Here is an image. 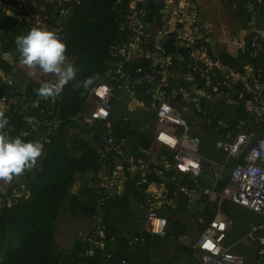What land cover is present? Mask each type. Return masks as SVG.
<instances>
[{"label":"built area","instance_id":"built-area-1","mask_svg":"<svg viewBox=\"0 0 264 264\" xmlns=\"http://www.w3.org/2000/svg\"><path fill=\"white\" fill-rule=\"evenodd\" d=\"M131 1L136 11L128 13L121 28L122 37L109 49L112 61L91 91L94 99L93 110L85 119L75 118L86 126L89 136L97 139L100 145L99 164L101 167H107L112 159H116L126 172L137 169L139 174L135 184L139 189H143L146 180L153 179L171 186L173 198L197 195L213 201L226 199L245 211L264 218V130H252L244 123H237L236 133L233 136L227 134L225 137L226 160L211 161L200 155L199 139L190 135L188 122L166 98L173 94L172 87L177 89L173 95L175 98L185 97L186 80L223 96L234 95L237 101L246 104L251 110L264 112V0H253V9L246 8L244 17L248 18L251 14L259 15L262 29L246 30L242 49L245 63L231 75L223 73L220 60H214L212 63L204 60L208 54V47L203 39L190 42L186 54L173 60L169 74L155 60L146 66L142 65V56H156L159 51L155 38L147 27L146 9L153 6L162 16L167 4L172 0ZM33 8L27 14H23L24 34L33 28L44 26L52 19V16L42 18ZM20 9L21 6L18 5L16 7L18 13ZM186 12L188 10L185 7L178 9V14L183 16ZM190 20L200 33L204 31L193 13ZM0 81L6 86L13 85L12 77H1ZM250 81L252 83H249ZM117 91L139 93L144 97V103L154 113L160 128L162 127L156 134L157 139L177 152L173 169L178 174L191 177L192 182L184 183L175 176H169L165 165L159 160L144 163L138 156L129 152L126 141L107 126L111 102ZM56 102L53 107L40 112L39 120H28L31 126L28 134L34 135L36 141L41 144L49 143L52 130L59 125L54 111L57 107ZM37 103L32 102L30 106H36ZM6 106L1 105L0 110H4ZM42 119H45L44 123L40 122ZM206 124H209V121ZM175 128L179 130L178 135L174 133ZM200 176L207 177L210 185L199 186L196 179ZM220 182H224L221 187ZM111 201L109 198H99L96 201L93 218L97 224L86 239L91 243L101 242L104 236L106 231L104 221ZM142 204L146 212L149 234L165 237L167 220L154 210L148 196L142 198ZM229 227L228 221L213 218L193 243L192 250L195 251V256L192 261L184 264H244L242 258L224 247ZM256 229L252 227L251 231L254 232ZM125 239L130 248H141L145 243L139 236L130 235ZM109 241L114 242V238ZM258 242L263 245L264 236L259 237ZM102 244L103 242L100 245L103 246ZM109 258L111 255L108 254L106 259ZM120 264L127 263L121 260Z\"/></svg>","mask_w":264,"mask_h":264},{"label":"crops","instance_id":"crops-1","mask_svg":"<svg viewBox=\"0 0 264 264\" xmlns=\"http://www.w3.org/2000/svg\"><path fill=\"white\" fill-rule=\"evenodd\" d=\"M252 2L253 0L170 1L159 19L160 22L153 21L147 26L155 38L159 51L156 56H142L143 61L151 62L155 60L169 74L172 70L173 60L181 55L186 47H189L190 42L203 39L208 47V54L204 60L207 63L220 60L223 73L225 75L234 74L245 63L242 51L244 33L248 28L262 29V27L257 28L253 23L252 17L255 14H251L248 18L244 17L248 4ZM181 7L188 10L184 16L178 14V9ZM135 8L133 2L130 3L129 12L136 11ZM192 13L203 26L204 31L202 33L192 25L190 20ZM123 24L124 22L121 24L120 29ZM169 39H173L175 42V53L173 55L166 53L163 48ZM162 51L165 52V56L161 55ZM73 61V58H67L66 63L72 65ZM15 72L14 77L25 76L39 86H42L43 83L52 85L57 83V77L54 74H44L38 69H29L20 60L15 65ZM184 83L187 93L185 97L178 96L183 101V107L178 112L188 122L190 135L199 139V150L204 139L212 143V152L206 151L202 146L203 154L200 152L202 157L215 162H224L226 160L227 141L219 136L217 128L205 126V120L203 119L205 116L202 111L211 102L217 103L216 108L219 109L223 102L228 103L230 101L223 95L217 94L200 84L189 83L186 80ZM171 90L173 94L166 97L168 102L175 98L173 95L177 91L175 87H172ZM91 91L79 114L82 119L88 117L94 107ZM126 93H130L131 98ZM127 107H132L131 113L125 111ZM148 111L150 112V109L144 103L141 94L117 91L111 102L107 126L111 128L118 124L129 123L141 128L140 132L142 134L140 137L153 138L159 132L160 126L156 123L154 113L151 111L152 113L149 114ZM70 125L66 126V134L68 131H73L74 135L72 139H67V136H65L67 146L71 144L73 139H81L89 147L96 150L98 154L100 153V145L91 136L85 134L81 128H70ZM80 125L76 126L81 127ZM131 141L134 143L131 152L134 155L137 154L144 163L159 160L164 164V161L154 155H148L149 153L139 150L138 144L134 140ZM42 145L43 152L37 162L45 157L47 151V144ZM70 154L76 158L81 157L79 150H73ZM164 165L167 172H173V168L169 169L166 164ZM33 167L26 168L21 175L14 176L11 180L0 179V195L5 194L12 187H19L21 191L24 190L25 177ZM138 174L137 169L130 172L124 171L119 162L112 159L107 167H101L94 172H76L73 175L69 197L78 195L84 186H88L92 189H101L105 195L114 201V205L108 212L107 222L110 235L106 243L101 246L105 247V251L102 253L100 264H107L106 256L109 253L120 254L125 258L133 259L135 264H143L140 262V258L144 255L146 259L157 264H184L190 262L195 256V251L192 250L194 241L213 218L224 219L230 223L224 240L226 249L242 258L244 264H264V247H262L264 244L258 242V238L264 236V218L262 216L245 211L226 199L213 201L197 195L173 198L169 188L155 180L147 182L143 189H139L135 184ZM179 180L184 183L193 181L189 176L179 178ZM196 182L201 187L210 185L209 179L205 176H200L196 179ZM144 196L150 198L154 210L167 220L166 237H156L149 234L146 212L142 204ZM178 200L180 201L178 202ZM67 207V203L60 206L53 224L54 250L60 254H70L77 242H85L97 224L93 217L83 218L70 214ZM252 227H256V231L252 232ZM144 233L153 237L151 242L148 243L149 247L145 253L138 251L137 248L129 247L127 249L120 241L125 235ZM111 238H114V242L109 241Z\"/></svg>","mask_w":264,"mask_h":264},{"label":"trees","instance_id":"trees-1","mask_svg":"<svg viewBox=\"0 0 264 264\" xmlns=\"http://www.w3.org/2000/svg\"><path fill=\"white\" fill-rule=\"evenodd\" d=\"M130 3L131 0H0V79L12 77L13 80L12 86H6L0 81V106L7 105L0 112H3L9 121L6 132L10 137H20L25 142H37L34 135L28 134L31 131L28 120H39L40 112L53 107L55 101L58 105L54 111L59 121L54 135L50 136L45 157L26 175L24 190L12 187L5 194L0 195V264H100L101 262L105 247H101L100 244L106 243L110 235L107 222L109 214L104 221L106 231L101 242L91 243L88 240L77 242L70 254H60L54 250L53 224L63 203L68 204L67 209L70 214L91 218L96 212L97 199L109 198L101 189H92L88 186H84L78 195L69 197L74 173L94 172L99 170L101 165L100 153L89 147L84 140L73 139L72 147L68 149L65 129L72 122L80 123L75 118L79 117L90 91L107 71L108 64L112 61L109 49L123 35L120 27L129 13ZM32 4L34 6H31ZM18 5L21 6L19 13L16 10ZM31 8L35 9L42 18L52 16L51 21L38 28L57 34L66 45L67 58L74 60L71 66L76 69L75 78L64 85L59 94L46 98L37 94V90L41 87L38 84L25 76L14 77L15 63L20 59L15 40L18 36L26 35L23 33L25 23L22 17ZM154 9L153 6H148L146 9L148 24L153 20L160 22L161 15ZM188 49L189 47H186L179 57L184 56ZM162 54L166 55L164 51ZM149 63L143 61L142 65L146 66ZM89 77L94 78V83L85 89L82 82ZM231 97H233L235 117H230L227 112L220 109L222 107L207 115V106L204 107V112L202 111L205 116L203 117L205 126L217 128L221 138H225L227 134L233 136L236 133L237 123H244L252 130H264V112L251 110L246 104L237 101L236 96ZM35 101L38 102L37 105L30 106ZM44 120L40 122L44 123ZM207 121L209 124H206ZM80 126L82 131L89 135L86 126L82 123ZM128 126L129 123H122L110 129L126 141L129 152L134 144L131 140L138 144L139 150L146 151L151 143H147L143 137H136L133 131H129ZM92 138L97 142L96 138ZM73 150H79L81 157L72 156L70 152ZM168 174L177 178L188 177L178 174L174 169ZM151 181L153 179L146 180L143 188ZM223 183L220 182L219 186L221 187ZM166 186L171 192L172 187ZM113 205L114 201H111L110 208ZM127 236L130 235H125L120 241L128 249L125 239ZM133 236L145 240L143 247L137 248L138 251L145 253L153 237L146 233ZM109 255L111 258L106 259L107 264H120L121 260L127 264H135L133 259L125 258L120 254L109 253ZM140 262L155 263L146 259L145 255L141 256Z\"/></svg>","mask_w":264,"mask_h":264},{"label":"clouds","instance_id":"clouds-1","mask_svg":"<svg viewBox=\"0 0 264 264\" xmlns=\"http://www.w3.org/2000/svg\"><path fill=\"white\" fill-rule=\"evenodd\" d=\"M15 46L24 66L57 77L56 85L42 84L37 90L39 96L45 98L55 96L62 91L64 85L75 78L76 69L66 63V45L56 33L33 28L26 35L18 36ZM93 83V77L82 82L85 89ZM8 126V119L3 112H0V179L2 180H11L14 176L21 175L26 168L33 167L43 152V145L39 142H25L20 137H10L6 132Z\"/></svg>","mask_w":264,"mask_h":264},{"label":"rangeland","instance_id":"rangeland-1","mask_svg":"<svg viewBox=\"0 0 264 264\" xmlns=\"http://www.w3.org/2000/svg\"><path fill=\"white\" fill-rule=\"evenodd\" d=\"M252 6H253V2L248 4L247 9L248 10H251L252 9ZM254 16L252 17V20H253L254 25H256L257 28H261L262 27L261 26L262 25L261 24V18L259 17V15H256L255 17ZM126 94H128L127 96H129V98H131L130 97V93H126ZM223 97L228 98V100L231 103L230 102H228V103L227 102H223L224 104H222V106H220V107H222L220 109H222L223 111L227 112L230 117H233L234 118L236 112H235V108H234V105H233V97H231V95L230 96H223ZM171 103H172L173 106L176 107L177 110H180L183 107V101L180 100V99H178V98H172ZM217 106H218L217 103L211 102L208 105V107H207L208 113L209 114H212L214 111H216L217 110V108H216ZM125 111L131 113L132 112V107H127ZM150 112H151V110H150ZM150 112H149V114L152 113V112L151 113ZM134 123H136V122H134ZM80 124H81V122H80ZM80 124H78L76 122H72V124L69 127L70 128H72V127H74V128H81V127L76 126V125H80ZM128 127H129L128 128L129 131H133L132 133H134L136 137H139L142 134V132H140L141 131V128H138V127H136V126H134L132 124H129ZM160 129H162V127ZM54 131L55 130H52L51 135H54V133H55ZM177 131H178V129L175 128V130H174L175 135H178L179 134V132H177ZM73 135H74V132L73 131H70V132L68 131L67 134H66L67 139H72V136ZM143 139H145L147 141V143H149V144L151 143L150 144V147L145 151V153H149L148 155H154L158 159L164 161V164H166V166L169 169L170 168H173V166H174V159H175V156L177 155V152L176 151L171 150L167 145H165L160 140H158L157 137H156V135L153 136V138H149L148 136L147 137L145 136V137H143ZM211 144L212 143L209 140L204 139V141L201 142V148L199 150V153L200 152L202 153V146H204V148H205L206 151L212 152ZM70 145L68 144V146H66V147L68 149H71L72 145L71 146ZM201 153H200V155L202 156L203 153L202 154ZM179 201L180 200H178V202ZM262 247H264V246H262Z\"/></svg>","mask_w":264,"mask_h":264},{"label":"water","instance_id":"water-1","mask_svg":"<svg viewBox=\"0 0 264 264\" xmlns=\"http://www.w3.org/2000/svg\"><path fill=\"white\" fill-rule=\"evenodd\" d=\"M163 48L166 51V53H168L169 55H173L175 53V42H174V40L169 39L168 41H166ZM56 104L58 105L57 102H56Z\"/></svg>","mask_w":264,"mask_h":264}]
</instances>
